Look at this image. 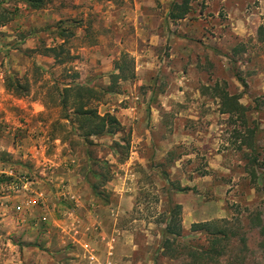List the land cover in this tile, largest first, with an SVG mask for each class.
I'll return each instance as SVG.
<instances>
[{
    "label": "rangeland",
    "instance_id": "obj_1",
    "mask_svg": "<svg viewBox=\"0 0 264 264\" xmlns=\"http://www.w3.org/2000/svg\"><path fill=\"white\" fill-rule=\"evenodd\" d=\"M187 1L172 20L183 0H0V264H264V0ZM60 28L63 64L44 51ZM121 62L134 78L113 83ZM74 72L120 133L89 144L64 119L55 84ZM224 93L244 109L226 112ZM120 138L127 156L112 151ZM169 201L186 251L162 248ZM209 221L233 233L214 249L190 231Z\"/></svg>",
    "mask_w": 264,
    "mask_h": 264
},
{
    "label": "trees",
    "instance_id": "obj_2",
    "mask_svg": "<svg viewBox=\"0 0 264 264\" xmlns=\"http://www.w3.org/2000/svg\"><path fill=\"white\" fill-rule=\"evenodd\" d=\"M25 2L29 3V5L34 8H41L44 5V0H25ZM189 11L190 8L187 0H183V2L181 3H172L168 17L172 20L183 19L189 13ZM1 19L5 21L4 14H1ZM68 35L69 34L66 33L65 28H60L58 30V34H56V37L61 39L62 42L53 47H45L44 49L45 54L51 55L58 64H63L65 59L69 57V51H67V49L65 48L66 38L68 37ZM259 39L264 42L263 28L259 29ZM62 55H64L65 58L61 59L60 57ZM123 58L126 59V57ZM125 68L126 63L121 62L119 65H117L116 69L118 70V74H115L111 77V81H113V83L117 79L126 80L128 78H134V70L130 72L131 75L129 77L123 75ZM77 77L78 74L74 72L73 76H71V78H73V81L64 84H60L57 82L55 84V91L57 93L59 107L64 113V119L68 120V113L69 111H71L69 114L72 115L74 122L73 124L76 126V129L80 132V138L89 144L93 143L90 140L93 137H114L115 135L120 133L123 130V126L116 118V116L109 113L100 115L98 113L97 108L91 106V102L98 98V92L95 90V88L84 83L76 82L75 80ZM6 87L12 88L13 82H11V80H7ZM14 87L16 89L22 88L20 84H14ZM108 89H110V86L108 87ZM219 97L221 98V100H223V102L225 101V107L227 109H230H225L226 112H230L237 109L240 111L244 109V106L238 102L237 97L229 96L226 93L222 94ZM111 148L113 153H120L121 151V154H123L122 152L124 151L125 156H127L129 151V142L127 139L123 138H120L119 140H112ZM247 148L251 151V153H256L255 157L253 158V161H257V148L253 146V144H251L250 142L247 144ZM123 160H125V157L117 159V161L119 162H122ZM91 173L95 181L96 179L97 181H99V179H102V182L107 181L106 176L104 174L98 173L96 171H91ZM96 183L97 182L93 184L91 183L90 186L93 190H95V194L98 196L100 192H98L97 189L101 186V182H98L97 184ZM174 190L178 192H184L185 188L175 187ZM104 201H106V199H104ZM168 204L171 207H169L170 211L168 222L164 225V228L162 230V248L164 250L167 249L170 251L173 249V246L176 245V249H173L172 252H178L182 250L186 251L188 250L189 246L182 243L183 228L179 219L181 213V206L179 204L171 205V201H169ZM256 218L258 222L255 225L259 228V234L262 237L261 243L264 245V221L259 216ZM218 222L219 221L193 223L190 227V231L199 233L205 232L207 234L213 235V240L215 241L212 242L211 248L214 249L216 247L214 244H216L217 241L222 239H231L233 235V233L229 234L226 230L217 228ZM213 227H215L216 229L213 230ZM192 254L193 252H189L190 256ZM194 255H197V253L195 252Z\"/></svg>",
    "mask_w": 264,
    "mask_h": 264
},
{
    "label": "crops",
    "instance_id": "obj_3",
    "mask_svg": "<svg viewBox=\"0 0 264 264\" xmlns=\"http://www.w3.org/2000/svg\"><path fill=\"white\" fill-rule=\"evenodd\" d=\"M115 231H116V230H115ZM74 235H77V232H76ZM110 240H111V241L108 242V247H109V249H108V251H107L106 257H107L108 261H109V260L113 261V260L115 259L114 257L117 255V252L114 251V246H113V245H114L113 243H115V238H114V236H112V237L110 238ZM85 251H86L85 254H86V255H89L91 259L95 258V255H94L92 252H88V250H85ZM69 254H70V253H69ZM69 254H68V255H69ZM76 256H77V255H76ZM126 256H128V254H126ZM107 264H109V263H107Z\"/></svg>",
    "mask_w": 264,
    "mask_h": 264
}]
</instances>
